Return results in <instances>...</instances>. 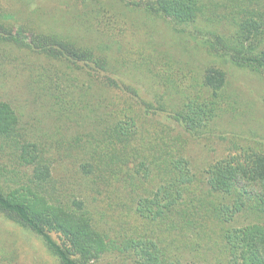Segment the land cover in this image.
<instances>
[{"label": "trees", "instance_id": "16d2710c", "mask_svg": "<svg viewBox=\"0 0 264 264\" xmlns=\"http://www.w3.org/2000/svg\"><path fill=\"white\" fill-rule=\"evenodd\" d=\"M139 1L226 65L264 74V0ZM0 30L2 39L24 44L5 23ZM26 46L88 71L116 94L105 124L49 144L29 122L48 105V90L22 87L21 111L0 100V215L40 236L60 264H97L116 254L137 264H199L185 253L204 256L202 264H264V151L211 165L206 189H198L207 195H193L198 176L181 137L204 139L216 113L213 102L174 111L163 98L151 101L117 74L110 55L59 34L33 32ZM163 117L169 123L158 120ZM61 154L83 159L58 179ZM114 211L121 218L116 228L109 225ZM243 213L256 221L234 226ZM198 232L214 239L206 254L204 240L193 239Z\"/></svg>", "mask_w": 264, "mask_h": 264}, {"label": "rangeland", "instance_id": "374dc122", "mask_svg": "<svg viewBox=\"0 0 264 264\" xmlns=\"http://www.w3.org/2000/svg\"><path fill=\"white\" fill-rule=\"evenodd\" d=\"M145 7L139 0H0V23L25 41L15 44L2 39L5 33L0 30V100L10 101L21 111L24 87L35 94L48 90V105L34 112L32 120L27 119L37 124V133L46 144L84 136L109 118L106 106L116 93H107L88 71L28 48L26 42L38 32L59 34L110 55L118 75L149 100L163 98L174 111L194 101L213 102L216 113L203 133L204 139L196 141L186 134L181 137L198 176L193 195L200 199L207 195L198 189H206L205 173L211 165L264 151V74L226 65L173 22L151 15ZM158 120L169 123L164 117ZM82 159L61 154L56 177L69 175V169L73 171ZM75 178L71 177L73 183ZM118 213L110 216L113 228L120 224ZM253 221V215L243 213L234 226ZM193 239L204 240L205 254V246L214 242L203 239L199 232ZM125 256L107 255L97 264H137L136 258L131 261ZM217 257H224L223 250ZM184 258L196 259L199 264L206 260L188 253ZM0 264L60 263L40 236L0 215Z\"/></svg>", "mask_w": 264, "mask_h": 264}]
</instances>
